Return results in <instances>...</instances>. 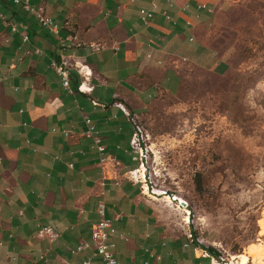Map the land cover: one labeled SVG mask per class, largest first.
I'll return each mask as SVG.
<instances>
[{
  "label": "crops",
  "instance_id": "1",
  "mask_svg": "<svg viewBox=\"0 0 264 264\" xmlns=\"http://www.w3.org/2000/svg\"><path fill=\"white\" fill-rule=\"evenodd\" d=\"M28 2L42 7L58 33L0 0V264L7 255L16 256L13 264H104L91 243L99 201L123 264H216L188 240L191 226L182 218L172 224L131 178L138 157L130 139L131 118L141 123L153 99L175 97L186 64L225 73L204 35L218 0H157L148 23L139 16L151 9L148 0ZM61 54L90 72V91L77 89L84 78L74 69L70 90L62 85L51 66ZM45 226L56 236L39 237Z\"/></svg>",
  "mask_w": 264,
  "mask_h": 264
},
{
  "label": "rangeland",
  "instance_id": "2",
  "mask_svg": "<svg viewBox=\"0 0 264 264\" xmlns=\"http://www.w3.org/2000/svg\"><path fill=\"white\" fill-rule=\"evenodd\" d=\"M214 17L204 35L225 73L186 64L178 94L153 99L140 120L152 149L146 196L172 224L182 210L152 192L187 200L195 237L229 264L264 246V0H218Z\"/></svg>",
  "mask_w": 264,
  "mask_h": 264
},
{
  "label": "built area",
  "instance_id": "3",
  "mask_svg": "<svg viewBox=\"0 0 264 264\" xmlns=\"http://www.w3.org/2000/svg\"><path fill=\"white\" fill-rule=\"evenodd\" d=\"M13 4L21 6L22 9L25 11L31 13L34 15L40 24L46 28H48L52 33L57 34L58 29L57 25L54 23V21L45 15L42 7H35L29 4L28 0H10ZM151 4V9H145L140 8L139 9V16L140 19L144 23H148L154 16L155 9L157 8V0H148ZM169 5H173V2H169ZM166 18H170V16L165 13ZM14 29V28H13ZM27 35L23 36V40L27 41ZM63 46V44L61 45ZM38 52V50H36ZM51 66L54 68V70L57 72V74L60 76L62 85L70 90V71L72 69L76 70L77 73H79L83 78L84 81H82L79 86L78 90L81 92H87L91 90V87H88L85 85V79L90 77V72H84V66H79L76 63L71 64L69 63L64 55H60L59 60H52ZM119 107L122 109L126 115H130L129 112L123 107L121 104H118ZM133 122V134L130 139V146L131 149L137 154L138 157V166L130 171V176L135 181H138L141 183L142 191L145 192L148 190V184L145 180V170L146 165L149 162V152L152 153V149L150 147L149 142V133L146 131V129L141 125V123L136 120V118H131ZM85 122L88 125V134L92 135L94 138V141L96 143V148L98 151L102 152L104 150L103 145L100 143V138L96 134L95 126L93 125L91 119L89 117H85ZM65 134H67V131H65ZM104 159H102L103 161ZM155 197H161V199L164 200L166 204H171L175 208L182 210L183 214L185 215L182 218V221L185 222L189 228L190 218H191V210L189 203L184 198L179 197L178 195L174 193H170L167 190H158V193L156 191L152 192ZM98 214L100 216V219L92 225L91 229V243L93 244L96 253L101 257L104 264H123L121 261H119L116 258L115 255V248L116 243L114 240H112L113 235L115 234V228L113 227L110 219L105 217V205L103 201H99L98 203ZM37 235L39 237H50L56 236L55 231L50 226H45L39 228ZM186 236L188 240L191 243L198 242L199 239L197 237H194V234L192 233L191 229L187 230ZM1 244V242H0ZM86 243L80 244L78 247H76L75 251H79L82 248L86 247ZM4 264H13L16 261V256L14 255H7L5 259H3ZM216 264H228L225 261H223V258L218 256L216 259ZM83 264H89L88 261H84ZM230 264V263H229Z\"/></svg>",
  "mask_w": 264,
  "mask_h": 264
},
{
  "label": "bare ground",
  "instance_id": "4",
  "mask_svg": "<svg viewBox=\"0 0 264 264\" xmlns=\"http://www.w3.org/2000/svg\"><path fill=\"white\" fill-rule=\"evenodd\" d=\"M156 193H158V191H156ZM155 199L158 198L155 197ZM259 235L264 236V225L261 226ZM246 249V253L231 255L230 264H249L250 262L255 264H264V262L261 261V259L264 257V246L262 244L253 243L250 244Z\"/></svg>",
  "mask_w": 264,
  "mask_h": 264
},
{
  "label": "trees",
  "instance_id": "5",
  "mask_svg": "<svg viewBox=\"0 0 264 264\" xmlns=\"http://www.w3.org/2000/svg\"><path fill=\"white\" fill-rule=\"evenodd\" d=\"M199 178H200V174L197 175V179H196V180H198V183H197V185H196V188H198V189L200 188V181H199ZM194 237H195V235H194ZM196 243L199 244L198 242H196ZM204 248H205L206 251H208V252L214 254V256H216V257L219 256V254H218L213 248H211V247H204Z\"/></svg>",
  "mask_w": 264,
  "mask_h": 264
}]
</instances>
